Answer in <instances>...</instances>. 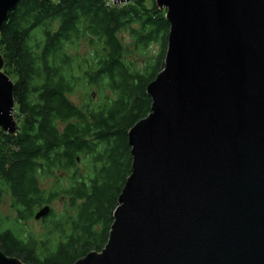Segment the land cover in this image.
I'll return each mask as SVG.
<instances>
[{"label":"water","instance_id":"obj_1","mask_svg":"<svg viewBox=\"0 0 264 264\" xmlns=\"http://www.w3.org/2000/svg\"><path fill=\"white\" fill-rule=\"evenodd\" d=\"M21 1L0 0V34ZM156 3L171 29L152 113L129 134L106 248L76 264H264V0ZM4 68L0 54V128L14 134ZM0 264L25 263L0 251Z\"/></svg>","mask_w":264,"mask_h":264},{"label":"trees","instance_id":"obj_2","mask_svg":"<svg viewBox=\"0 0 264 264\" xmlns=\"http://www.w3.org/2000/svg\"><path fill=\"white\" fill-rule=\"evenodd\" d=\"M166 13L156 0H23L10 13L0 54L24 126L0 132V205L14 210L0 217L5 256L76 264L106 248L133 173L129 134L151 115L148 88L166 67ZM59 200L43 231L28 233L24 221Z\"/></svg>","mask_w":264,"mask_h":264},{"label":"rangeland","instance_id":"obj_3","mask_svg":"<svg viewBox=\"0 0 264 264\" xmlns=\"http://www.w3.org/2000/svg\"><path fill=\"white\" fill-rule=\"evenodd\" d=\"M113 2V0H111ZM114 3V2H113ZM116 5V4H115ZM164 10V9H163ZM166 10V9H165ZM122 38L127 42V43H130L131 42V39L130 37L128 36V34L126 33H122ZM159 50H160V45L157 43V44H154L151 46V49H150V55H155V54H158L159 53ZM141 61V60H140ZM142 62V61H141ZM141 62L139 64H141ZM16 109V108H15ZM10 203L8 202H4L2 205H0V217H11L14 212L13 210L11 209L10 207ZM63 207V202L62 201H57L53 204V208H56L57 210H61ZM30 230H32L33 232L39 234L41 231H42V227H41V224H37L35 222H30Z\"/></svg>","mask_w":264,"mask_h":264},{"label":"flooded vegetation","instance_id":"obj_4","mask_svg":"<svg viewBox=\"0 0 264 264\" xmlns=\"http://www.w3.org/2000/svg\"><path fill=\"white\" fill-rule=\"evenodd\" d=\"M15 85H16V82H15ZM14 117H15V121L17 122V131L12 134V135H15L16 137H19L22 133V128L24 126V116L22 114L19 113V110L16 111L15 109V114H14ZM3 131L1 128H0V132ZM78 162L81 161L80 158L77 159ZM74 172V171H73ZM71 172V173H73ZM35 173H47L46 171H43V170H39ZM50 173H68L66 169L64 170H58V171H53V172H50ZM11 205V204H10ZM11 209L13 210L12 206H10ZM49 207L50 208V211H49V214L39 220L36 219V216L40 213V211H42L43 209ZM53 210V205H50V206H44L42 208H39L35 213H34V218L30 221H24V224L26 226V229H27V232L28 233H34V234H37L35 232H33L32 230H30V222H35L37 224H42L44 223V221H46L47 218H49L51 216V212ZM14 212V210H13ZM11 221V220H10ZM43 231V230H42ZM41 231V232H42Z\"/></svg>","mask_w":264,"mask_h":264}]
</instances>
